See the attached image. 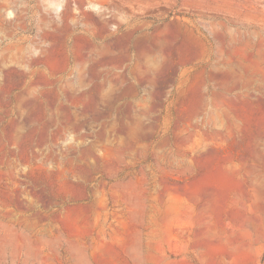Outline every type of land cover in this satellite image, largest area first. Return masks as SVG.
I'll return each mask as SVG.
<instances>
[{"label": "rangeland", "instance_id": "374dc122", "mask_svg": "<svg viewBox=\"0 0 264 264\" xmlns=\"http://www.w3.org/2000/svg\"><path fill=\"white\" fill-rule=\"evenodd\" d=\"M0 264H264V0H0Z\"/></svg>", "mask_w": 264, "mask_h": 264}]
</instances>
